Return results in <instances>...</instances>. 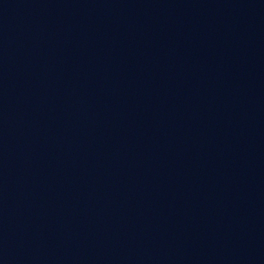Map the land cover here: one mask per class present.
I'll return each instance as SVG.
<instances>
[{
    "label": "water",
    "instance_id": "1",
    "mask_svg": "<svg viewBox=\"0 0 264 264\" xmlns=\"http://www.w3.org/2000/svg\"><path fill=\"white\" fill-rule=\"evenodd\" d=\"M264 61V0H233Z\"/></svg>",
    "mask_w": 264,
    "mask_h": 264
}]
</instances>
